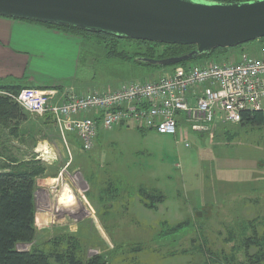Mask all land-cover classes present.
<instances>
[{
    "label": "rangeland",
    "instance_id": "374dc122",
    "mask_svg": "<svg viewBox=\"0 0 264 264\" xmlns=\"http://www.w3.org/2000/svg\"><path fill=\"white\" fill-rule=\"evenodd\" d=\"M83 44L84 51L91 52L84 53L77 76L85 85L82 92L160 79L171 69L110 61L86 39ZM118 46L138 52L133 42ZM263 47L264 40H258L227 49L223 58L216 51L214 60L224 64L238 63L244 55L258 58ZM38 119L29 125L33 130L25 137L19 160L35 158L47 168L35 194L37 242L48 246L43 247L46 251L63 238L62 252H75L71 245L79 239L85 261L103 255L109 264H264V249L245 247L248 238L264 241V127L224 124L200 135L182 117L176 135L133 126L100 127L94 148L83 152L75 136L67 133L64 140L50 118L44 119L45 128ZM3 142L7 149L14 147L12 141ZM40 147L51 153L48 160L36 152ZM65 185L79 199L80 208L54 213L50 205L42 206L39 193L49 192L50 204L57 207ZM142 191L161 194L164 202L149 209ZM86 201L95 205L96 216ZM182 223L189 224L175 230ZM31 246L18 249L29 251Z\"/></svg>",
    "mask_w": 264,
    "mask_h": 264
},
{
    "label": "built area",
    "instance_id": "2783aa9c",
    "mask_svg": "<svg viewBox=\"0 0 264 264\" xmlns=\"http://www.w3.org/2000/svg\"><path fill=\"white\" fill-rule=\"evenodd\" d=\"M10 96L25 113L50 118L64 140L67 133L75 136L83 152L94 148L98 121L105 130L133 126L176 135L182 117L193 133L211 134L224 124L240 125L245 112H264V47L258 58L177 66L160 79L84 95L72 88H25Z\"/></svg>",
    "mask_w": 264,
    "mask_h": 264
},
{
    "label": "water",
    "instance_id": "95a60500",
    "mask_svg": "<svg viewBox=\"0 0 264 264\" xmlns=\"http://www.w3.org/2000/svg\"><path fill=\"white\" fill-rule=\"evenodd\" d=\"M0 17L196 48L173 59H138L161 67L264 39V0H0Z\"/></svg>",
    "mask_w": 264,
    "mask_h": 264
},
{
    "label": "trees",
    "instance_id": "16d2710c",
    "mask_svg": "<svg viewBox=\"0 0 264 264\" xmlns=\"http://www.w3.org/2000/svg\"><path fill=\"white\" fill-rule=\"evenodd\" d=\"M215 1L237 3L224 0ZM28 23L79 36L82 40L86 39L92 46L94 45V47L105 52L106 57L110 61L130 63L136 67L173 69L177 66L161 67L145 64L138 61V59H173L184 56L196 49L194 46L164 45L124 40L102 33L79 30L70 26H52L30 21H28ZM123 41L136 44L138 52L131 53L125 51L123 48L120 49L118 45ZM89 51H83V56ZM216 51L222 53L227 51V49H217L211 54L202 56L196 60L204 58L206 61H215L214 58L216 57H214V53ZM186 64L187 63H184L178 66H186ZM23 89L24 88L19 86L10 87L0 84V132H4L8 128V123L10 121L16 120L15 127L11 129V132L12 134H19L18 143H22L20 145L25 143V135L32 132L33 129L31 127L21 128V125L27 121L26 115L29 114L25 113L10 95L17 96ZM240 126L248 128L264 127V112H245ZM20 129H22L21 133ZM140 131L145 132L144 130ZM5 143L6 142L0 143V158H4H2L3 163L0 165V264H109L103 255L95 256L86 261L83 260L80 256L82 247L79 239H74L73 245H71L74 247L75 252L61 251L60 245L63 242V238L56 239L52 242L51 252L50 250L46 251L44 249L48 246L38 244L37 240L39 234L36 224L37 209L35 194L38 190V179L45 176L47 168L45 163L41 160L33 158L31 160L21 161L19 157L9 155L10 151L8 149L10 147L7 149ZM5 155L7 156L5 157ZM142 197L146 202L145 206L152 210H154L157 205L164 202V197L161 194H148L146 191H142ZM187 224L189 223L179 224L175 230L182 229ZM69 242L72 241L69 240ZM27 244L32 245L29 251L21 252L18 250L19 246ZM253 245L258 246L259 251L264 249V241L258 240V238H248L245 247L248 249ZM256 257L259 259L260 255L257 254Z\"/></svg>",
    "mask_w": 264,
    "mask_h": 264
},
{
    "label": "crops",
    "instance_id": "0c3cea01",
    "mask_svg": "<svg viewBox=\"0 0 264 264\" xmlns=\"http://www.w3.org/2000/svg\"><path fill=\"white\" fill-rule=\"evenodd\" d=\"M83 51V40L79 36L0 17V84L3 86L39 88L46 91L59 90L60 92L72 88L79 95L87 94L82 92L85 85H80L77 81L80 65L85 59ZM226 53V51L222 52V58ZM26 116L27 121L21 125L22 129L29 128L30 123L35 121V118L38 119L35 116ZM94 118L97 119L96 116ZM40 120L42 121L40 127L45 128L46 120L41 118ZM15 124L16 120L8 123V128L2 132L5 134H0V141H12L14 147L9 145V155L21 157L23 146L18 143L19 134L11 132ZM98 125L100 128L99 121ZM25 137L28 138L27 134ZM69 139L75 141V138L71 136ZM85 204L92 214L95 216L96 212L98 214L95 205L87 201Z\"/></svg>",
    "mask_w": 264,
    "mask_h": 264
},
{
    "label": "bare ground",
    "instance_id": "6f19581e",
    "mask_svg": "<svg viewBox=\"0 0 264 264\" xmlns=\"http://www.w3.org/2000/svg\"><path fill=\"white\" fill-rule=\"evenodd\" d=\"M47 148V147H46ZM48 149H45L44 147H40L37 149L36 152H38L39 154H44L42 156L43 159H46V156L49 155V153L45 152L47 151ZM51 154V153H50ZM51 156V155H49ZM79 178V177H78ZM81 182V181H80ZM82 183V182H81ZM40 201L41 204H43L42 206H49L50 207V210L52 209V212H66L65 210L62 211V209H67L69 208L70 209V206H73V208H80L81 207V203L79 202V199L76 198L75 194L73 193V190L71 189L70 186L68 185H65L64 187V190L62 192V195L59 197V199L57 200V202H60L61 204H57V207L56 206H52L50 204V193L49 192H41L38 194V197H37ZM67 204V205H66Z\"/></svg>",
    "mask_w": 264,
    "mask_h": 264
}]
</instances>
